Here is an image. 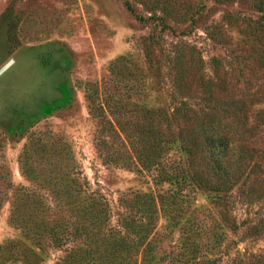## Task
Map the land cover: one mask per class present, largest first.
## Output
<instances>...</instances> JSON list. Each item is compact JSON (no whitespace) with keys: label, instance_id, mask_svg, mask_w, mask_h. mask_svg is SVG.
Returning a JSON list of instances; mask_svg holds the SVG:
<instances>
[{"label":"rangeland","instance_id":"374dc122","mask_svg":"<svg viewBox=\"0 0 264 264\" xmlns=\"http://www.w3.org/2000/svg\"><path fill=\"white\" fill-rule=\"evenodd\" d=\"M262 1L0 0V264H264ZM211 115L241 145L224 201L147 168L162 149L168 170L216 182L207 152L166 142Z\"/></svg>","mask_w":264,"mask_h":264},{"label":"trees","instance_id":"16d2710c","mask_svg":"<svg viewBox=\"0 0 264 264\" xmlns=\"http://www.w3.org/2000/svg\"><path fill=\"white\" fill-rule=\"evenodd\" d=\"M263 1L261 2V4L259 3V6H258L259 11L262 14V17H264V7H262L264 4ZM126 6L129 8V10L134 12V8L128 1L126 2ZM153 18H154L153 15H150V17H148V19H153ZM162 24H164V26L168 25L166 19L162 18ZM216 122H217L216 116L211 115L209 121L206 122L207 127L202 128V125H201L200 129L197 131L194 130L186 136H183L182 133H179L176 135L174 139L170 141H166V142H171L170 147H169L170 149H173V147H176V150L178 151V153H180V156L181 155L182 157L185 156L183 159H186L187 161L192 160L193 158H196V155L199 152H207L210 155L209 160H208V164L209 166H211L210 171L213 175L217 176L218 178L216 182H213L210 180L209 181L206 180L205 182H203L201 181L202 177L198 175L197 177L191 176V178L189 179L190 169L189 168L186 169V166L185 167L182 166L184 161L180 162V166H174L176 164L171 165L170 170H168L167 168L163 166L162 161L158 160V157L161 155L162 149H159L157 151L152 150V148L150 149L151 150L150 155L152 159H150L151 163L147 166V168L148 167L150 168L153 165L154 166L156 165L161 168L162 175H159L158 177V180L160 182H168L169 184L175 185L178 187V186H181L187 183V180H190V182H191V179L192 181L196 180L198 182V187L199 186L208 187L212 190L213 193L216 194L213 196L214 199L219 200V201L226 200V197L228 196L229 191L232 190V187H230V185L228 184L233 182L231 172L229 170L230 168L229 166L232 162H234L235 156L238 155V151L241 145L239 144L240 139H237L235 136L237 135L235 131L229 132L228 131L229 129L227 130L228 127L226 125L216 124ZM149 133L151 134V132ZM152 134L154 133L152 132ZM142 136H145L147 139L149 134H146L145 132H143ZM160 139L162 138L161 137L159 138L156 136L154 137V143L156 145L155 146L156 149L163 148V144H162L163 142L161 143L158 141ZM140 141H141L140 143H143L142 137L140 138ZM203 146H204V149L203 151H201ZM74 195L76 196V193H74ZM76 197L78 198V196ZM85 198H86L85 202L89 203L87 207L84 205V210H88L87 217H91L92 219H94L95 223L96 222L99 223L100 221L98 220H101V218H99L98 214L95 215L94 212H96L97 210L96 208L101 203V201L99 199L94 198L93 196H87ZM159 198H161L159 199V202H162L161 206H163L161 207V209L163 210L162 217L165 218V221H173L171 217V214L173 213L172 210L171 209L166 210V202H164L165 200L163 201L162 197H159ZM74 199L72 200L76 202L75 197ZM156 200H157L156 197L151 195L149 192H144L141 195L137 196V201H139L140 206L146 205V207H142V208L146 210V212H149V214H152V215L159 212L157 209L158 207H157ZM149 201H151V203ZM86 203H83V204H86ZM75 205L79 206V204L74 203V206ZM101 209L103 208L100 207L99 212H101L100 211ZM141 226H143L141 227V231H143V233L141 234L138 240L139 246H142L143 244L147 242V230H149L148 228H150L148 225H145V224ZM218 227L220 230H222V233L219 236V238H224V236L227 234V231L224 230L225 227L221 223L218 224ZM80 231L81 233L82 232L85 233L83 228ZM88 234L89 232L86 233L87 236ZM87 238H91V237H87ZM125 241L122 240L120 243V246L122 247L121 248L122 251H126L127 248H130V247L132 248V245L130 244L132 240L128 239V241L126 242ZM114 255L111 257L110 254H107L105 258L109 257L111 259H114ZM121 256H123L122 258H124V255H121ZM122 260L123 259H121V261ZM109 262L111 263L112 260H110ZM196 264H200V263H196Z\"/></svg>","mask_w":264,"mask_h":264},{"label":"water","instance_id":"95a60500","mask_svg":"<svg viewBox=\"0 0 264 264\" xmlns=\"http://www.w3.org/2000/svg\"><path fill=\"white\" fill-rule=\"evenodd\" d=\"M6 67H8V64L1 69L0 73L3 72L6 69Z\"/></svg>","mask_w":264,"mask_h":264}]
</instances>
